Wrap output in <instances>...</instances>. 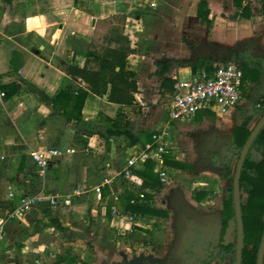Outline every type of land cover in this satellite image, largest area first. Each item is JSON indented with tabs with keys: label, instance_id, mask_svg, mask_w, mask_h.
Segmentation results:
<instances>
[{
	"label": "crops",
	"instance_id": "obj_1",
	"mask_svg": "<svg viewBox=\"0 0 264 264\" xmlns=\"http://www.w3.org/2000/svg\"><path fill=\"white\" fill-rule=\"evenodd\" d=\"M201 1L209 3L210 27L198 18ZM262 1L243 0L253 16L234 19L237 7L233 0H0V89L13 86L0 105V221L18 202L20 193L45 190L64 194L76 186L89 192L73 199L70 206H41L23 218L8 221L0 245V264H185L187 253L182 249L193 233L186 218L199 207H215V195L226 196L229 187L221 178L220 168L206 165L211 154L219 151L205 147L219 137V127L223 131L231 128L232 139L235 127L241 125L239 108L253 110L254 104L243 95V102L232 115L203 110L185 122L188 127L176 131L174 125L170 127L169 112L158 110L161 107H151L154 114L147 115V101L156 105L174 93V87H161L158 63L169 64L166 76L176 84L190 77L193 72L189 64L200 58L211 55L222 64L247 49L254 55L263 54ZM114 16H125L124 34L132 49L127 68L136 74L138 84L135 105L124 108L130 131L139 138L134 146L125 136L111 138L107 146L105 118H114L119 108L108 101V95L90 93L80 123L62 115L61 107L49 100L62 91L77 94L80 89L88 90V85L69 75L66 68L85 66L102 22ZM208 125L213 126L210 132L205 130ZM167 127L175 137L182 132L196 138L187 144L186 152L172 142L168 155L184 168L165 163L168 181L152 193L153 207L166 214L134 215V222L114 220L112 206L120 214H130L124 209L125 197L130 192L139 196L122 175L126 160L148 142L147 134ZM205 139L208 142L204 144ZM41 146L72 152L65 154L60 168L41 177L30 159L31 152ZM158 170L155 165V172ZM105 178L112 181L103 189L111 201L95 207L93 189ZM11 192L17 197L10 199ZM115 193L119 198L116 202ZM196 193L203 194L199 201L194 199ZM198 223L205 242L211 227L207 221ZM115 233L120 238L115 240ZM89 243L93 247H87Z\"/></svg>",
	"mask_w": 264,
	"mask_h": 264
},
{
	"label": "trees",
	"instance_id": "obj_2",
	"mask_svg": "<svg viewBox=\"0 0 264 264\" xmlns=\"http://www.w3.org/2000/svg\"><path fill=\"white\" fill-rule=\"evenodd\" d=\"M5 1L7 3L11 2V0ZM233 1L235 7H237V11L233 16L234 19L239 17L252 18L253 13L248 4L243 6V3H241L243 0ZM261 7V14L264 15V0ZM209 15V3L201 1L198 5V18L208 27L211 25ZM111 20H116L117 23H112ZM125 20V16H114L112 19L102 22H111L114 26L100 38V42L97 39L91 42L85 66L82 68L78 65L67 66V73L84 81L88 85V90L80 89L77 94L66 90L60 92L54 99L49 98L56 107H61L62 115L80 123L83 119L82 111L88 95L90 93L98 97L108 95V101L119 107L114 118H105L106 134L104 135L108 147L110 139L114 137L125 136L128 138L129 144L133 146L139 143V138H136L130 131V122L124 112V108L135 105V94L138 91L136 74L127 68L132 49L129 38L124 34ZM225 62H236L243 69V91L249 83L260 86L258 98L248 96V99L252 100L254 104L253 110L239 108L241 125L235 127L230 145L223 153L211 154L210 161L206 162V165L220 168L221 178L230 182V187L226 189L222 226L223 233H225L232 223H235L236 235L232 243H225L221 240L215 246H207L201 240L202 234L197 230L199 241L196 242V245L202 243L201 252L193 248L188 249L185 264H223L228 259H231L232 264H235L236 261L238 226L234 206L233 181L238 160L253 131L249 126L256 117L259 116L260 120L264 116V86H261L260 83L261 80L264 81V53L254 55L251 49H247L234 53L232 58ZM91 64H93L92 67ZM218 65L219 63L215 62L214 57L211 55L189 64L193 73L200 70L212 73ZM168 71L169 64L167 62L158 63L157 74L162 79L161 87L173 89L175 81L166 76ZM12 87L2 86L1 90L5 91L8 97ZM153 134H147L148 142L152 141ZM253 152H257L261 159L255 160ZM236 158H238L237 162L233 165ZM165 163L167 166L184 168V164L173 159L171 155H166ZM135 173L143 179L144 189L149 190V192L146 193L144 199H140L133 192L128 193L124 200L125 212L132 215H151L153 217L165 215L166 213L162 210L153 207L152 193L164 187L159 174L155 172V163L147 161L143 164L142 170H136ZM240 187L243 195H247V201H242L244 222L242 264H257L259 248L264 234V128L256 137L244 162ZM201 195L203 194H194V199L199 201Z\"/></svg>",
	"mask_w": 264,
	"mask_h": 264
},
{
	"label": "built area",
	"instance_id": "obj_3",
	"mask_svg": "<svg viewBox=\"0 0 264 264\" xmlns=\"http://www.w3.org/2000/svg\"><path fill=\"white\" fill-rule=\"evenodd\" d=\"M243 77L244 72L241 66L236 62H228L219 64L212 73L200 70L192 73L187 79L179 80L174 86L173 102L169 109L170 120L172 123L191 121L203 110H211L221 116L232 115L243 102ZM6 97L7 93L0 89V105H3ZM174 139L175 136L170 127L158 130L153 134L152 141L136 149L126 160L122 175L129 183V187L139 192L140 199H144L149 190L144 189L143 181L134 170L147 161H153L159 167L161 182L166 183L168 175L165 171V160L166 155L170 153ZM71 152V149L63 151L56 147L41 146L31 152L30 159L37 173L45 177L49 170L60 168L62 158ZM111 183L110 178H105L102 183L94 187L95 207L107 205L111 201L104 196L103 192L106 185ZM88 193L83 186H76L64 194L45 190L20 193L18 202L12 204L5 218L0 221V245L3 242L5 225L8 221L23 218L34 208L41 206L55 207L60 203L70 206L73 199ZM114 196L113 200L118 201V193ZM9 197L13 199L17 196L11 192ZM111 214L113 219L119 222H134L136 219L132 214H120L115 206L111 207Z\"/></svg>",
	"mask_w": 264,
	"mask_h": 264
},
{
	"label": "rangeland",
	"instance_id": "obj_4",
	"mask_svg": "<svg viewBox=\"0 0 264 264\" xmlns=\"http://www.w3.org/2000/svg\"><path fill=\"white\" fill-rule=\"evenodd\" d=\"M111 22L112 23H115V24L117 23L116 20H111ZM111 22L103 23L102 24V27H101L102 31H99L98 32V36L96 37V39L98 40V42H100L101 41L100 38H102L108 32V30L111 27L114 26V25H112ZM118 25H119V21H118ZM261 81H263V80H261ZM260 83H262V82H260ZM259 89H260V86H256L253 83H251V84L249 83L245 87L244 91L243 90L242 91H243V95L245 94L244 97H246V99H248V96L249 97H253V98H257L259 96L258 95ZM172 102H173V94H170V95H167V96L163 97L162 101L157 102L156 105H155L156 102H153V100L147 101L148 106L150 108L149 112L147 111V115L148 114L149 115H153L154 114V112H153V110L151 108V107H154V106H159L161 108H159L158 110H163V111H165V112L168 113L169 112L170 105L172 104ZM243 106H246V105L243 104ZM259 118H260L259 116L255 118L254 122L251 124V128L254 129V127L256 126ZM210 120H211V122H214V123H219L220 122V121H218L216 119H210ZM176 124L173 123L170 126L172 128L173 125H174L175 127H173V129L176 130V131L179 130V129L183 130V129H185V127H188L185 124V122H177ZM210 126H212V125H210ZM210 126L209 125L206 126L205 130H207L208 132H210L211 131L210 130L211 129ZM216 126H218V124ZM231 130L232 129L230 128L228 131H223L219 127L218 128V131H219V134L218 135H219V137H217L218 138V141H217V138H215L213 140H210V142H209L210 143V146L209 147H205V148H207V149L208 148H213L214 150H217L220 153L225 152V150L227 149V147L229 146V144L231 142L230 140H232L230 138ZM229 133H230V135H229ZM177 135L178 136L175 137V139H174V143H177L176 147H179L180 150H182L183 152H186L187 144L190 143V141L192 140V138H196V137L195 136H192V134H190V133H182V132H178ZM177 138H179V139H177ZM178 140H179V142H177ZM206 142H208V141H206V139H205L204 140V144ZM207 149L205 150L204 154L206 153ZM207 157L208 156H206V158H204V159L205 160H208ZM253 158L255 160H258L259 159V155L256 152H253ZM237 159L238 158L235 159L233 165H235V163L237 162ZM200 163H202V162H200ZM223 183L224 182H222V184ZM226 186L227 187L228 186L230 187V182H226ZM219 188H220V191H223L224 190V188H222V185ZM243 197H244L243 201L246 202L247 201V195L244 194ZM225 200H226V196L224 194L223 195H222V193L220 195L217 194V195H215V197L213 198V201H212V204H215V207H213V208H210V207H207V208L199 207L198 209H196L194 211L195 214H192L191 217L186 218L187 221L189 222V231L190 232L193 231V233H192L190 239L188 240L186 246L183 247V249H182V252L183 253H186L187 250L190 249V248H193V249L201 252V247H202L201 245H202V243H199V245H196V242L199 241L198 240L197 233H196V231L198 230V224H200V223H198L199 221H203L204 223H205V221H207V223H206L207 226H210L211 227V232L209 234H206L205 233V230L203 231L206 234V239H205V242L204 243L207 246H215L221 240H223L225 243H232V242H234L235 235H236V224L235 223H232V225L226 230V232L223 233L222 214H223V208H224V202H225ZM74 205L75 206H79V205L81 206V203L75 202ZM185 216H186V214H185ZM116 234L117 233L113 234V237H114L115 240H116V238H120L119 237L120 235L118 236ZM201 240H200V242H201ZM142 241L145 242V245L148 243V241H145V240H142ZM137 242L138 241H135V243H137ZM144 242H142V243H144ZM87 247L91 248L93 246L91 245V243H89L87 245ZM145 249L147 250V247ZM145 256H147V253H145ZM175 264H181V263H175ZM223 264H232V261H231V259H228V260H225Z\"/></svg>",
	"mask_w": 264,
	"mask_h": 264
},
{
	"label": "water",
	"instance_id": "obj_5",
	"mask_svg": "<svg viewBox=\"0 0 264 264\" xmlns=\"http://www.w3.org/2000/svg\"><path fill=\"white\" fill-rule=\"evenodd\" d=\"M264 128V116L257 122L254 127L252 134L244 146L240 158L237 163L236 172L233 181V196H234V206L237 219L238 233H237V253L235 264H242L243 260V249H244V222L242 214V201L244 199L243 193L240 187V179L242 174V169L244 162L247 158L248 153L251 150L252 144L254 143L256 137ZM257 264H264V234L261 240Z\"/></svg>",
	"mask_w": 264,
	"mask_h": 264
}]
</instances>
